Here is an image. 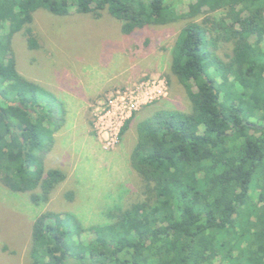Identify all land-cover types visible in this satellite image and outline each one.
<instances>
[{
  "label": "trees",
  "instance_id": "obj_1",
  "mask_svg": "<svg viewBox=\"0 0 264 264\" xmlns=\"http://www.w3.org/2000/svg\"><path fill=\"white\" fill-rule=\"evenodd\" d=\"M184 1L0 0V182L35 204L65 179L45 158L66 111L17 70L14 35L31 33L36 11L65 16L71 6L106 12L125 35L184 21L169 71L188 110L157 107L136 123L133 197L86 227L71 212L38 214L29 264H264V0H188L178 10Z\"/></svg>",
  "mask_w": 264,
  "mask_h": 264
},
{
  "label": "rangeland",
  "instance_id": "obj_2",
  "mask_svg": "<svg viewBox=\"0 0 264 264\" xmlns=\"http://www.w3.org/2000/svg\"><path fill=\"white\" fill-rule=\"evenodd\" d=\"M69 10L65 16L36 11L31 33L20 31L12 39L17 70L64 105L65 121L45 165L63 171L65 179L38 204L28 192L0 182V264H29L31 224L43 211L71 212L86 227L104 222L103 211L115 202L125 205L137 179L129 164L136 123L157 107L188 110L169 71L170 49L184 21L125 35L106 12L95 19ZM228 46L222 43L218 53L224 56ZM87 237L83 232L79 239Z\"/></svg>",
  "mask_w": 264,
  "mask_h": 264
},
{
  "label": "built area",
  "instance_id": "obj_3",
  "mask_svg": "<svg viewBox=\"0 0 264 264\" xmlns=\"http://www.w3.org/2000/svg\"><path fill=\"white\" fill-rule=\"evenodd\" d=\"M132 101H130V109L132 108L133 105H131Z\"/></svg>",
  "mask_w": 264,
  "mask_h": 264
}]
</instances>
